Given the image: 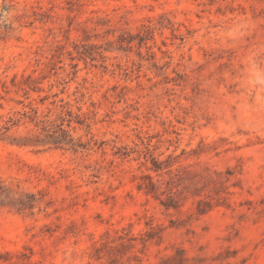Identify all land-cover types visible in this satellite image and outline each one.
Here are the masks:
<instances>
[{
  "label": "rangeland",
  "instance_id": "obj_1",
  "mask_svg": "<svg viewBox=\"0 0 264 264\" xmlns=\"http://www.w3.org/2000/svg\"><path fill=\"white\" fill-rule=\"evenodd\" d=\"M0 264H264V0H0Z\"/></svg>",
  "mask_w": 264,
  "mask_h": 264
}]
</instances>
